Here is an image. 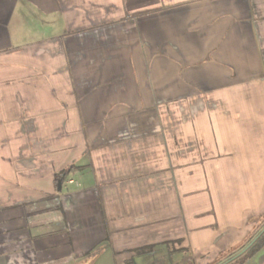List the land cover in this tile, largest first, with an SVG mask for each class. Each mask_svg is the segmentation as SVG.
Wrapping results in <instances>:
<instances>
[{
    "label": "crops",
    "instance_id": "crops-1",
    "mask_svg": "<svg viewBox=\"0 0 264 264\" xmlns=\"http://www.w3.org/2000/svg\"><path fill=\"white\" fill-rule=\"evenodd\" d=\"M261 226L264 0H0V264H222Z\"/></svg>",
    "mask_w": 264,
    "mask_h": 264
},
{
    "label": "trees",
    "instance_id": "trees-1",
    "mask_svg": "<svg viewBox=\"0 0 264 264\" xmlns=\"http://www.w3.org/2000/svg\"><path fill=\"white\" fill-rule=\"evenodd\" d=\"M68 175V172H60L59 174H57L56 176H55V179H54V182H56V183H58L57 185H56V187L58 188L59 187V185H60V182H62V181H64V179H65V177ZM264 228V226L262 227V228H257V233H256V235L262 230ZM259 229V230H258ZM255 235V236H256ZM253 239V238H252ZM251 239V240H252ZM250 240V241H251ZM249 241V242H250ZM248 242V243H249ZM247 243V244H248ZM246 244V245H247ZM245 245V246H246ZM264 245V232L256 239V241L243 253V254H241L240 256H238L237 258H235L234 260H232V261H230L229 263H227V264H236L237 262H239L240 260H242V259H244L245 257H247L248 255H250V254H252L253 252H255L256 250H258L259 248H261L262 246ZM244 246V247H245ZM243 247V248H244ZM242 248V249H243ZM241 249V250H242ZM235 255V254H234ZM232 257V256H231ZM226 261V260H225ZM224 261V262H225Z\"/></svg>",
    "mask_w": 264,
    "mask_h": 264
},
{
    "label": "water",
    "instance_id": "water-1",
    "mask_svg": "<svg viewBox=\"0 0 264 264\" xmlns=\"http://www.w3.org/2000/svg\"><path fill=\"white\" fill-rule=\"evenodd\" d=\"M264 232V228L242 249L240 250L238 253H236L235 255H233L232 257H230L229 259H227L225 262H223L222 264H227L230 261L234 260L235 258H237L238 256H240L241 254H243L255 241L256 239Z\"/></svg>",
    "mask_w": 264,
    "mask_h": 264
},
{
    "label": "rangeland",
    "instance_id": "rangeland-1",
    "mask_svg": "<svg viewBox=\"0 0 264 264\" xmlns=\"http://www.w3.org/2000/svg\"><path fill=\"white\" fill-rule=\"evenodd\" d=\"M263 226H261L260 228H262ZM259 230V229H258ZM257 233V232H256Z\"/></svg>",
    "mask_w": 264,
    "mask_h": 264
},
{
    "label": "built area",
    "instance_id": "built-area-1",
    "mask_svg": "<svg viewBox=\"0 0 264 264\" xmlns=\"http://www.w3.org/2000/svg\"><path fill=\"white\" fill-rule=\"evenodd\" d=\"M71 183V182H70Z\"/></svg>",
    "mask_w": 264,
    "mask_h": 264
}]
</instances>
